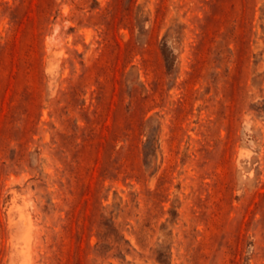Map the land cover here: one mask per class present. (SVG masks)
Listing matches in <instances>:
<instances>
[{
  "label": "rangeland",
  "instance_id": "374dc122",
  "mask_svg": "<svg viewBox=\"0 0 264 264\" xmlns=\"http://www.w3.org/2000/svg\"><path fill=\"white\" fill-rule=\"evenodd\" d=\"M0 264H264V0H0Z\"/></svg>",
  "mask_w": 264,
  "mask_h": 264
}]
</instances>
